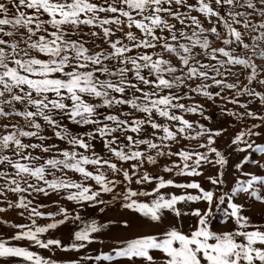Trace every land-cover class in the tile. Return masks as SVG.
<instances>
[{
	"label": "snow or ice",
	"instance_id": "obj_1",
	"mask_svg": "<svg viewBox=\"0 0 264 264\" xmlns=\"http://www.w3.org/2000/svg\"><path fill=\"white\" fill-rule=\"evenodd\" d=\"M13 211L0 264H264V0H0Z\"/></svg>",
	"mask_w": 264,
	"mask_h": 264
},
{
	"label": "rangeland",
	"instance_id": "obj_2",
	"mask_svg": "<svg viewBox=\"0 0 264 264\" xmlns=\"http://www.w3.org/2000/svg\"><path fill=\"white\" fill-rule=\"evenodd\" d=\"M211 111L214 113L216 110L215 109H211ZM190 119H195L196 117H189ZM232 135V131L230 130L228 133H226L224 136H222L218 141H217V146L221 149H226L227 145L230 143L229 137H231ZM227 151H231V149H227ZM255 158V157H253ZM239 159V155L233 154V156L231 157V162H236ZM251 167V165H250ZM150 171L154 172V173H159V168H152L150 169ZM213 170L212 169H206V174H210L212 173ZM167 178V177H166ZM183 179V178H180ZM197 179H199L202 183V185L204 187H208L209 185L207 184V182L203 179V177H198ZM135 187V185L133 186ZM169 191H175L177 193H179L180 190L177 189H169ZM53 199H55V197H53ZM44 202H48V201H44ZM197 206H202L199 204H193L192 207H197ZM45 211H48L49 209H44ZM54 210V209H52ZM0 215H6L8 219L10 220H15L16 222H20V223H27L26 220H23L21 218H19L18 216H16V213L13 212H9L7 214H0ZM85 218H95L98 219V221H108V220H113V221H121L124 217L129 216V214L125 213L123 209H119L116 206H112L111 208L107 209L105 211V213L101 214L98 213L96 210H89V212L85 213ZM130 218V217H129ZM38 223L43 224L45 223V221L43 220H38ZM187 223L188 220L187 218L185 219V227H187ZM221 223L219 217H217V220L214 221V224L216 226H219ZM145 231L150 230L147 227L144 229ZM136 231L135 228L133 229H128L125 230L122 228L121 224H116L112 226L111 231H106L105 235H104V240H105V245H109L115 242V240L117 239H121V238H125L128 237L132 234H134V232ZM0 233H3L5 235H10L11 234V230L9 229H0ZM47 235L50 236H54V237H58L60 239H62V241H64L65 243L69 242V231L67 228L61 227L58 230L55 231H51L50 233H48ZM92 248H98L101 247L100 245H92ZM36 251L41 252L43 255L47 256L49 255V253L45 250H40V249H33ZM104 250H107V247L104 248ZM65 254L57 252L56 253V258H59L61 256H63Z\"/></svg>",
	"mask_w": 264,
	"mask_h": 264
}]
</instances>
